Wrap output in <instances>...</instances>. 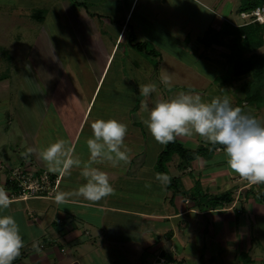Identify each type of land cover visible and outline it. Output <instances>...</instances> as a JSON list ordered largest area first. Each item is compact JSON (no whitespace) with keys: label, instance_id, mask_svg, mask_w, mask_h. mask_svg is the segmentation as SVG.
<instances>
[{"label":"crops","instance_id":"1","mask_svg":"<svg viewBox=\"0 0 264 264\" xmlns=\"http://www.w3.org/2000/svg\"><path fill=\"white\" fill-rule=\"evenodd\" d=\"M136 1L126 0L129 9L122 25L105 20L107 26L113 29L112 35L116 36L114 47L105 64L98 58L94 49L90 50L88 44H85L86 53L89 55L87 59L90 62L89 88L91 87L92 94L87 105L83 104L77 109L81 115L76 120L73 130L68 131L70 138L68 148L72 149V153L78 151L79 156H85L84 159L79 158L81 165L73 166L64 174L51 172L46 163L39 158L40 150L33 144L37 137L33 138V142H29L32 143L30 148L35 150L32 152L34 164L26 168L47 171L52 178L57 179L55 195L62 193L64 199L56 202L54 196L27 201L16 200L12 188L8 186V180L5 177L0 180V194L7 197V207L0 209V215L15 218L23 240V247L13 264H156L159 259H165L166 264H264V184H251L237 173H233L231 169L223 171L230 179L225 183L219 172H213V168L226 161L213 163V154L207 159L197 160V169L200 173L196 181L201 192L196 196L191 195L194 185L189 181L190 167L179 168L180 161H174L177 156L173 157L168 165V179L157 173L156 163L165 144H161L160 150L154 151L151 146L152 142L156 141L148 129L147 136L139 131L136 123H141V118H136L137 116L129 120L113 118L135 130L126 132L122 145L130 166L117 167V162L112 163L113 167H109V161L107 166H103L101 162L92 165L107 174L112 188L111 193L98 201H87L77 195V189L86 183L81 175V169L83 164L89 161L86 141L92 137L90 125L98 119L108 120L105 119L107 112L104 110L98 111L95 118L88 114L93 111L90 109L98 89L105 81V77L109 76V64L117 44L126 37L129 38L127 23ZM79 13L81 14L80 9ZM80 14L71 17V21L79 27L82 37H85L88 33L83 26H78V23L82 22L79 17L82 15L81 19L87 20L89 16ZM93 20L95 18L90 16L87 23L91 24ZM226 23L235 28H240L237 26L242 24L241 19L237 25L235 22L229 23V19L217 18L214 20V27L210 24L205 33L208 34L210 30L218 33ZM134 29L137 30L139 27L135 26ZM231 39H225L224 43ZM203 41L204 50L207 51L209 48L224 50L221 56L226 57L228 61L230 51L225 46L213 45L207 48L208 40ZM139 42H145L141 35ZM209 61L212 65L215 64ZM56 65L55 68L51 66L35 71L40 82L38 89L44 85L43 89L45 91L48 89V93L40 91L35 95L38 96L36 105L29 104L26 100L29 104L26 108L38 114L37 135L45 125L44 121L54 95L61 96L58 93L62 92L59 90L62 75L70 73ZM221 65L223 64L220 63ZM135 69L139 70L138 66ZM46 75H50L51 80L56 82L54 86ZM139 78L141 83V76ZM28 90L34 91L32 84ZM136 104L134 110L137 109L135 111L139 113L141 105ZM141 113L144 122L148 112L145 110ZM69 125L67 122V126ZM87 128L88 133L80 143ZM23 133L27 139L30 138L29 128H23ZM47 137L44 135L39 139L44 141ZM67 138L64 139L68 140ZM58 140H61L59 135L56 137V141ZM186 140L188 141L186 143L191 142L195 145L192 150L202 146L199 145V135L197 139L194 136L189 140L184 139ZM79 144L80 149H77ZM131 144H140L141 150L136 151ZM211 149L215 151V156L224 153L223 147L216 146ZM34 165L35 168H32ZM1 166H4L2 162L0 170ZM5 168L10 169V166ZM236 176H239L238 179ZM172 182L176 184L173 185ZM223 192L232 194V203L215 207L212 199L219 197Z\"/></svg>","mask_w":264,"mask_h":264},{"label":"rangeland","instance_id":"2","mask_svg":"<svg viewBox=\"0 0 264 264\" xmlns=\"http://www.w3.org/2000/svg\"><path fill=\"white\" fill-rule=\"evenodd\" d=\"M239 1L137 0L128 19V32L133 33L137 43H140V35L144 37L145 42L141 43H145L147 49L138 52L128 37L117 44L109 64V76L105 77L98 89L90 109L93 111L91 114L89 112L88 116L95 118L100 110L107 112L105 119L108 120H129L137 116L136 118H141V123H136L139 131L147 136L141 111L148 112L157 100H171L183 92L199 94L201 101L205 103L214 98H226L233 107L241 108L244 113L251 114L264 123V77L254 82L247 76L237 82L231 63L228 64L227 58L221 56L224 50H204L203 40L209 36V33L205 32L215 19L226 18L229 23L235 22L238 25L241 12ZM79 9L81 14L93 16L95 20L89 24V17L87 20L81 19ZM128 9L126 0H0V162L4 165L1 166L0 180L3 177L8 180L13 169L34 164L32 153L26 154L32 144L29 142H33L34 137L37 139L33 144L39 150L55 143L57 135L66 142L68 148V131L73 130L81 115L77 109L83 104L87 105L92 94L91 87L89 88L90 62L87 59L89 55L86 53V45L88 44L90 50L94 49L98 58L105 64L116 41V36L112 35L113 29L107 26L105 20L122 25ZM79 14L84 23L79 22L78 26L81 25L87 30L88 35L85 37H82L79 27L71 21V17ZM135 26L139 29H134ZM150 51H155L157 56H147L146 52ZM257 53L264 57V45ZM209 60L215 62V66ZM220 63L223 65L220 66ZM56 64L60 65L61 70L66 69L71 74L62 75L59 86L62 92L58 93L61 96L54 95L44 121L45 125L37 135L38 114L26 108V105H36L38 96L35 95L40 91L48 93V89L45 91L44 85L38 89L40 82L35 71L51 66L55 68ZM137 66L139 70L135 69ZM219 67L222 69H218ZM54 77L52 76V79ZM49 79L51 80V77ZM31 84L33 92L28 90ZM54 84L56 82L51 80V85ZM144 85L154 86L155 91L149 96L141 95L139 89ZM256 92L259 95H256ZM251 97L254 102L249 103L248 99ZM135 103L141 105L139 113H136L137 109L134 110ZM78 104L81 106H77ZM142 105L147 107L142 109ZM42 116L43 114L40 117ZM67 122L70 123L69 126ZM23 128H29V139L24 135ZM134 131L127 126V133ZM86 133L88 128L80 143ZM44 135L48 136L45 142L39 139ZM178 136H175V139L183 144L184 148H195L194 144L190 141L186 143L188 141L184 139L189 140L194 136L197 139L198 134L186 131ZM66 137L68 140L64 139ZM200 144V147L207 149V156H202L201 159H207L214 154L213 163L226 161L225 153L215 156V151L211 149L222 146L211 145L203 137H200ZM130 146L136 151L141 150L140 144ZM151 148L154 151L160 150L161 144L152 142ZM77 149H80V144ZM79 155L78 151L72 153L74 159L85 158L84 155ZM175 160L177 162L179 158H174ZM195 162L189 165L188 172L194 190L198 188L196 180L200 173L197 169L198 161ZM101 163L103 166L109 165L106 160ZM109 163V167H113L112 162ZM224 164L213 168V172H219L226 183L230 179L223 171L230 168L227 163ZM5 165H9L10 169L5 168ZM119 166L130 164L120 161L117 164V167ZM32 168H35V165ZM232 172L235 173L233 170ZM238 177L236 176V179Z\"/></svg>","mask_w":264,"mask_h":264},{"label":"clouds","instance_id":"3","mask_svg":"<svg viewBox=\"0 0 264 264\" xmlns=\"http://www.w3.org/2000/svg\"><path fill=\"white\" fill-rule=\"evenodd\" d=\"M139 91L141 95L149 96L155 87L144 85ZM144 124L160 144L172 142L175 136L192 131L209 144L222 146L226 163L235 173L251 184H264V123L241 108L233 107L228 99L214 98L205 103L199 94L181 92L174 99L157 100L148 110ZM90 127L92 137L86 141L89 161L81 169L86 183L77 189V195L87 201H98L110 194L112 188L107 174L92 165L105 160L113 164L127 160L126 151L122 150L127 126L115 119H98ZM34 151L29 148L26 154ZM38 155L54 173L64 174L73 166L81 165L63 140L50 143ZM63 199L62 193L55 195L56 202ZM6 207L7 197L0 194V209ZM22 247L15 218L0 215V264H13Z\"/></svg>","mask_w":264,"mask_h":264},{"label":"trees","instance_id":"4","mask_svg":"<svg viewBox=\"0 0 264 264\" xmlns=\"http://www.w3.org/2000/svg\"><path fill=\"white\" fill-rule=\"evenodd\" d=\"M78 5V4H77ZM264 0H240V14L248 13L252 10L263 6ZM210 36V37H209ZM209 39L207 38L206 47H212L217 45L220 47L225 46L230 54L228 55V61L232 66V73L237 80L243 77L250 76L254 82H258L264 77V57L259 55L257 52L264 45V25L254 24L246 27L235 28L232 25L226 23L222 31L216 33L214 30H210ZM227 38H232L230 43L225 42ZM129 41L138 52L146 51L145 43H137L133 33L129 34ZM147 56L156 57L155 51L146 52ZM256 95H259L256 92ZM261 100V98L259 97ZM248 102H254V99H248ZM211 150V149H210ZM207 149L200 147L196 150H188L183 147L175 138L172 142L165 144L164 150L158 156L156 163L157 173L168 179L169 170L168 165L172 162L173 157L177 156L180 161L179 168H188L189 165L197 161L202 156H206ZM8 186L12 188L13 191L16 188L12 187L8 182ZM201 188H196L191 195L196 196L199 194ZM207 198V195L204 196ZM263 197V195H261ZM214 206H220L223 204L232 203V194L225 193L219 197H214Z\"/></svg>","mask_w":264,"mask_h":264},{"label":"built area","instance_id":"5","mask_svg":"<svg viewBox=\"0 0 264 264\" xmlns=\"http://www.w3.org/2000/svg\"><path fill=\"white\" fill-rule=\"evenodd\" d=\"M242 24L237 27H246L254 24L264 25V5L251 12L241 13ZM10 185L16 188L13 191L16 200L53 198L57 191L58 180L52 178L47 171H37L26 167L13 169L8 179ZM156 264H166L165 259H159Z\"/></svg>","mask_w":264,"mask_h":264}]
</instances>
